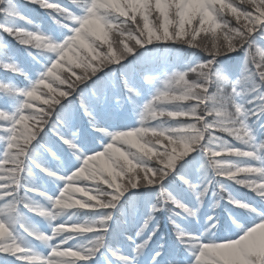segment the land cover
Wrapping results in <instances>:
<instances>
[{"label": "snow or ice", "instance_id": "obj_1", "mask_svg": "<svg viewBox=\"0 0 264 264\" xmlns=\"http://www.w3.org/2000/svg\"><path fill=\"white\" fill-rule=\"evenodd\" d=\"M0 264H264V0H0Z\"/></svg>", "mask_w": 264, "mask_h": 264}, {"label": "trees", "instance_id": "obj_2", "mask_svg": "<svg viewBox=\"0 0 264 264\" xmlns=\"http://www.w3.org/2000/svg\"><path fill=\"white\" fill-rule=\"evenodd\" d=\"M20 3L21 4H26V0H20ZM27 7L29 8V9H33L36 13H39V14H43L42 13V10H39V9H34V6H32V5H27Z\"/></svg>", "mask_w": 264, "mask_h": 264}]
</instances>
